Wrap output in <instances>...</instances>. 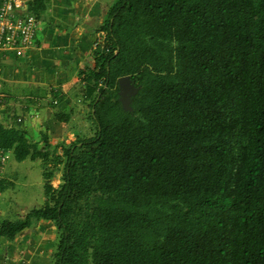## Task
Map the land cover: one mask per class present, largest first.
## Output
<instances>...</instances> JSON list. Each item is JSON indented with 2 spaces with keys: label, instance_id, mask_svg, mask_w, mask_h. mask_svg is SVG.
Listing matches in <instances>:
<instances>
[{
  "label": "trees",
  "instance_id": "16d2710c",
  "mask_svg": "<svg viewBox=\"0 0 264 264\" xmlns=\"http://www.w3.org/2000/svg\"><path fill=\"white\" fill-rule=\"evenodd\" d=\"M98 32L79 73L93 136L54 146L0 123V147L45 181L0 237L53 223L52 264H264V0H117Z\"/></svg>",
  "mask_w": 264,
  "mask_h": 264
},
{
  "label": "crops",
  "instance_id": "0c3cea01",
  "mask_svg": "<svg viewBox=\"0 0 264 264\" xmlns=\"http://www.w3.org/2000/svg\"><path fill=\"white\" fill-rule=\"evenodd\" d=\"M115 2L47 0L46 10L38 19L35 46L23 57L0 51L1 124L24 130L35 143L42 142L43 134L54 146L62 142L66 145L77 136L71 128L78 125V120L86 124L88 111V102L81 97L79 73L93 63V51L102 38L98 28ZM58 111L70 113L71 121L59 122L55 117ZM12 181L8 162L0 192ZM10 203L0 202V223L22 220L45 202L37 207L20 202L15 219L8 208ZM56 243L54 224L35 222L13 240L0 237V264H52Z\"/></svg>",
  "mask_w": 264,
  "mask_h": 264
},
{
  "label": "rangeland",
  "instance_id": "374dc122",
  "mask_svg": "<svg viewBox=\"0 0 264 264\" xmlns=\"http://www.w3.org/2000/svg\"><path fill=\"white\" fill-rule=\"evenodd\" d=\"M86 124L78 120V125H73L74 127L71 129L77 132V136H74L71 141L68 140L66 145L76 141L78 137L89 138L95 134L92 123L86 121ZM59 153L61 154V151ZM9 166L13 175V183L6 185L3 192H0V202H12L8 205V208L15 219L17 204H20V202L32 203V207L40 206L45 202L44 187L42 185L44 178H42V163L40 160L28 159L23 163L17 162L12 154ZM50 168H54V166L51 165ZM61 177L62 173L59 172L53 180L54 188L59 187Z\"/></svg>",
  "mask_w": 264,
  "mask_h": 264
},
{
  "label": "built area",
  "instance_id": "2783aa9c",
  "mask_svg": "<svg viewBox=\"0 0 264 264\" xmlns=\"http://www.w3.org/2000/svg\"><path fill=\"white\" fill-rule=\"evenodd\" d=\"M31 0H0V51L13 52L23 57L35 46L40 22L29 11ZM12 156L10 150L0 147V180ZM20 264H27L22 261Z\"/></svg>",
  "mask_w": 264,
  "mask_h": 264
},
{
  "label": "water",
  "instance_id": "95a60500",
  "mask_svg": "<svg viewBox=\"0 0 264 264\" xmlns=\"http://www.w3.org/2000/svg\"><path fill=\"white\" fill-rule=\"evenodd\" d=\"M119 83V101L123 105L124 109L127 111H132L131 107V99L134 95L137 94L138 89L132 83L131 78L129 76L121 77L118 80ZM94 113V111H93Z\"/></svg>",
  "mask_w": 264,
  "mask_h": 264
}]
</instances>
